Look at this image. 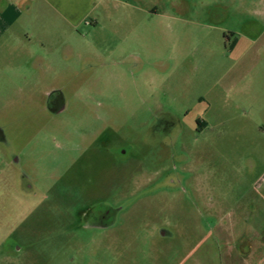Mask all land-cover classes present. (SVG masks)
Segmentation results:
<instances>
[{
	"label": "rangeland",
	"instance_id": "1",
	"mask_svg": "<svg viewBox=\"0 0 264 264\" xmlns=\"http://www.w3.org/2000/svg\"><path fill=\"white\" fill-rule=\"evenodd\" d=\"M141 6L94 0L71 35L29 20L46 46L35 32L0 51L1 256L104 263L155 228L147 255L176 264L225 211L248 208L264 176V0ZM99 204L111 223L80 226Z\"/></svg>",
	"mask_w": 264,
	"mask_h": 264
},
{
	"label": "crops",
	"instance_id": "2",
	"mask_svg": "<svg viewBox=\"0 0 264 264\" xmlns=\"http://www.w3.org/2000/svg\"><path fill=\"white\" fill-rule=\"evenodd\" d=\"M122 2L131 7L129 15L147 11L141 6L142 0ZM93 7L94 0H0V51L4 53L11 46L22 50L27 48L26 42L36 37L42 47L46 46V39L38 29H25L29 20L49 19L59 28L62 25L67 27L68 34H74L79 22L90 14ZM57 35L59 40L63 38L61 30ZM60 43L64 44L63 41ZM66 45L70 46L68 42ZM45 60L48 61L47 56ZM253 189L252 199L245 211L240 204H237L236 210L225 211L226 214L206 228L205 234L188 247L176 264H264V176L254 182ZM151 229L146 235L135 233V236L123 239L120 244L125 253L119 260L110 258L104 263L95 261L93 264H154L146 253L155 246V228ZM160 234L163 237L166 233L160 230ZM138 253L146 255L149 260L144 262L143 258L142 261ZM0 260L6 264H17L15 255H0Z\"/></svg>",
	"mask_w": 264,
	"mask_h": 264
},
{
	"label": "flooded vegetation",
	"instance_id": "3",
	"mask_svg": "<svg viewBox=\"0 0 264 264\" xmlns=\"http://www.w3.org/2000/svg\"><path fill=\"white\" fill-rule=\"evenodd\" d=\"M229 36V35H228ZM55 91H52L51 93H49L48 98L46 100V105H47V109L53 111H58L57 109H55L53 106L57 105L59 103H57L58 101V94L54 93ZM57 103V104H56ZM3 139V134L0 131V140ZM100 205V206H99ZM99 205H94L91 207H87L86 209H84L83 211H81L79 213V216L81 219H85L83 220V222H87V221H91L92 226H97V227H106L109 223H111V221H107V220H111L112 218V214L114 213L112 209V207H108L105 206L104 208L101 207V204ZM79 223L81 224L80 226L82 227H87L90 226L86 223Z\"/></svg>",
	"mask_w": 264,
	"mask_h": 264
}]
</instances>
